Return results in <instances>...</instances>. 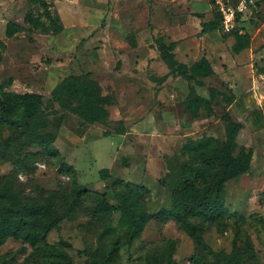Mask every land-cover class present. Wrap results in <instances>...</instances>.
<instances>
[{
    "label": "rangeland",
    "instance_id": "obj_1",
    "mask_svg": "<svg viewBox=\"0 0 264 264\" xmlns=\"http://www.w3.org/2000/svg\"><path fill=\"white\" fill-rule=\"evenodd\" d=\"M46 1L52 21L30 0H0V97L3 92L40 95L48 121L41 134L52 133L56 139L46 148L28 129L21 139L23 129L0 126V139L21 140L24 148V169L15 173L12 162H3L0 176L28 202L52 203L68 212L48 234L53 251L70 256L74 264L91 262V255L112 257L107 245L128 230L121 212L98 213L101 199L87 195L78 201L77 192L105 195L115 206L120 202L114 184L123 180L139 191L146 187L148 214L170 209L186 160L183 146L204 135L225 142L223 115L229 111L241 124L238 147L254 151L250 170L226 184L227 206L245 219L239 233L236 224L225 231L210 228L204 243L221 255L222 264L224 254L238 264H264V0L238 11L230 33L222 29L219 2L236 8L239 0ZM136 38L152 54L158 53V42L172 43L174 51H182L177 58L188 65L206 57L216 73L200 78L199 86L165 63L135 68V54L144 52L136 50ZM241 69L253 75L255 91L228 104L233 88L225 80ZM82 73L92 74L109 98L106 110L111 119L123 121L124 134H116L113 123L89 124L53 101L51 92L63 78ZM190 85L204 97L213 91L212 115L202 109L193 118L185 109ZM104 168L107 179L100 176ZM75 201L74 211H68ZM104 229L108 232L100 238ZM33 252L28 243L10 238L0 245V260L16 255L10 264H21ZM160 254L172 256L176 264H202L194 239L176 220L162 217L151 218L138 239L123 244L114 263L149 264ZM207 264H213L212 256Z\"/></svg>",
    "mask_w": 264,
    "mask_h": 264
},
{
    "label": "trees",
    "instance_id": "obj_2",
    "mask_svg": "<svg viewBox=\"0 0 264 264\" xmlns=\"http://www.w3.org/2000/svg\"><path fill=\"white\" fill-rule=\"evenodd\" d=\"M30 1L43 8L47 19L53 20L50 3L46 0ZM157 49L160 59L166 66L188 83L194 82L202 86L203 82L200 78L215 74L214 68L206 57L188 65L177 58L172 43L158 42ZM51 95L53 101L61 108L70 110L89 124L113 123L116 134L122 135L126 132L123 121L110 118L106 110L109 98L102 95L100 85L90 73L66 76L53 88ZM214 96L212 91L210 97H204L193 85H190L185 99V109L193 118H198L202 109L208 115H212L216 104ZM231 96L226 98L228 104L235 99L234 94ZM41 105L42 98L38 94L3 92L0 97V126L9 131L23 129L21 139L28 129L36 140L47 148L55 141L56 136L52 133L41 134V130L48 127L46 111ZM223 118L227 122L225 142L204 135L198 139H190L183 146L186 160L179 169V178L173 190L170 209L162 210L157 214H148L145 205L146 194H144L147 191L146 187H141L143 193L138 190L140 187L123 180H117L114 184L116 196L120 202L115 206L105 200V195L92 193L89 190L77 192L78 201H82V197L87 195L100 198L101 203L96 210L98 213L103 212L108 216V214L113 215L115 211L121 212L122 225L128 229L123 237H114L107 245V248H111L112 257L102 260L91 255V262L86 264H116L114 257L115 254L118 255L121 246L138 239L147 222L154 217L176 220L181 229L194 239L200 253L197 257L202 264H207L210 256L213 257V264H222L221 255L205 245L203 234L214 226L220 231H225L233 224H236L235 230L239 233V223L245 218L227 206L226 184L250 170L254 155L251 148L238 147L241 124L230 117L229 111L224 113ZM105 134L109 135L108 131ZM20 141L10 138L0 139V164L12 162L16 167L15 173L24 169L22 160L24 148ZM100 176L103 179L109 178V170L101 169ZM119 186L120 189H118ZM28 201L30 200L26 196L13 186L6 184L0 176V245L14 238L28 243L35 249V252L21 264H74L70 256L61 251H53L48 242L49 232L52 228L58 227L62 219L69 215L68 212H61L52 203L43 206ZM75 204L77 201L68 211H74ZM107 232V229L101 231L100 238L105 237ZM224 255L226 264H238L235 263L233 256ZM171 258L170 255L160 254L152 257L149 264H176ZM15 260L16 255H9V258L0 260V264H10Z\"/></svg>",
    "mask_w": 264,
    "mask_h": 264
},
{
    "label": "crops",
    "instance_id": "obj_3",
    "mask_svg": "<svg viewBox=\"0 0 264 264\" xmlns=\"http://www.w3.org/2000/svg\"><path fill=\"white\" fill-rule=\"evenodd\" d=\"M136 42L138 43L136 46H138V48H136V50H143L144 52L142 53V55L135 54L134 60L132 61L133 64H135V68H141L142 66L147 67L148 69L152 68V65L157 62L160 64H163L164 62L161 59H158L157 57L160 58V53L158 51V53H149L147 52L148 49H145L143 47V44L145 43L144 40H140L138 38H136ZM142 47V48H140ZM150 50H154L153 48H150ZM179 49L178 51H174L177 54V57H180L179 54H182V51ZM178 52V53H177ZM148 53V54H147ZM144 54H146L147 56H144ZM156 57V58H154ZM182 57V56H181ZM154 58V59H153ZM182 61V59H181ZM183 62V61H182ZM215 70V69H214ZM216 73V70H215ZM227 82L229 83L228 86L230 88H233V94L235 96V103L237 102L238 99L241 98V96L245 93L248 92L250 90L255 91V79L253 77V75L247 74L244 72V69H241L240 74H238L236 77L231 78V80H225V83L227 84ZM233 105V103H232ZM231 105V106H232Z\"/></svg>",
    "mask_w": 264,
    "mask_h": 264
},
{
    "label": "built area",
    "instance_id": "obj_4",
    "mask_svg": "<svg viewBox=\"0 0 264 264\" xmlns=\"http://www.w3.org/2000/svg\"><path fill=\"white\" fill-rule=\"evenodd\" d=\"M257 0H239L238 6L232 7L227 6L224 3L219 2L220 4V12L222 16L221 26L224 32L230 33L233 32L236 27V14L238 11H242L255 5Z\"/></svg>",
    "mask_w": 264,
    "mask_h": 264
}]
</instances>
